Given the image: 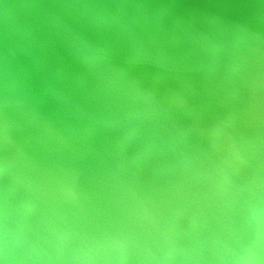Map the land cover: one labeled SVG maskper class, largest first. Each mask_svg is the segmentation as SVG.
Segmentation results:
<instances>
[{"label": "bare ground", "instance_id": "6f19581e", "mask_svg": "<svg viewBox=\"0 0 264 264\" xmlns=\"http://www.w3.org/2000/svg\"><path fill=\"white\" fill-rule=\"evenodd\" d=\"M43 1L0 0L17 223L56 264H264V0Z\"/></svg>", "mask_w": 264, "mask_h": 264}, {"label": "water", "instance_id": "95a60500", "mask_svg": "<svg viewBox=\"0 0 264 264\" xmlns=\"http://www.w3.org/2000/svg\"><path fill=\"white\" fill-rule=\"evenodd\" d=\"M1 156L3 154L0 152V264H56L53 259L58 253L52 245L62 239L56 220L50 224L42 213L44 211L40 210L43 208L34 205L36 208L32 212L35 216L21 225L17 223L22 210L17 207L19 204L16 201L19 199L13 200V195L27 196L29 189L27 181L22 176L18 177L17 172ZM7 190L12 191V195H7ZM33 199L34 195L31 198L34 203ZM51 234L55 235V240ZM50 250L54 253H50ZM135 259L131 258L129 264H134ZM126 260L122 258L118 264H128Z\"/></svg>", "mask_w": 264, "mask_h": 264}, {"label": "rangeland", "instance_id": "374dc122", "mask_svg": "<svg viewBox=\"0 0 264 264\" xmlns=\"http://www.w3.org/2000/svg\"><path fill=\"white\" fill-rule=\"evenodd\" d=\"M48 2L46 0L43 1V6H46Z\"/></svg>", "mask_w": 264, "mask_h": 264}]
</instances>
